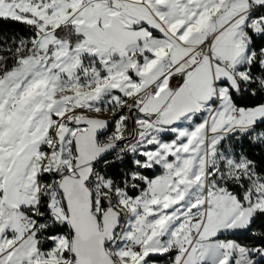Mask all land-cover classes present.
<instances>
[{"label":"snow or ice","instance_id":"6c2138e0","mask_svg":"<svg viewBox=\"0 0 264 264\" xmlns=\"http://www.w3.org/2000/svg\"><path fill=\"white\" fill-rule=\"evenodd\" d=\"M0 22V264H264V0Z\"/></svg>","mask_w":264,"mask_h":264},{"label":"trees","instance_id":"16d2710c","mask_svg":"<svg viewBox=\"0 0 264 264\" xmlns=\"http://www.w3.org/2000/svg\"><path fill=\"white\" fill-rule=\"evenodd\" d=\"M0 25H2L6 30H14L18 26L11 24L10 22H0Z\"/></svg>","mask_w":264,"mask_h":264}]
</instances>
